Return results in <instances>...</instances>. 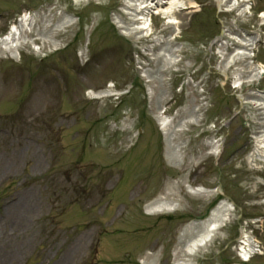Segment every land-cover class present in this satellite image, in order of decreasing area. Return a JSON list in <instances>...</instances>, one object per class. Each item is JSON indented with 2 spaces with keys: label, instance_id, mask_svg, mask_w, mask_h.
I'll return each mask as SVG.
<instances>
[{
  "label": "rangeland",
  "instance_id": "374dc122",
  "mask_svg": "<svg viewBox=\"0 0 264 264\" xmlns=\"http://www.w3.org/2000/svg\"><path fill=\"white\" fill-rule=\"evenodd\" d=\"M118 2L0 0L1 36L13 21L27 13L34 16V29L27 33L33 41L19 49V61L5 53L0 57V264H183L178 233L188 222L204 218L211 202L185 192L184 179L194 183L188 177L193 170L195 180L221 186L237 214L248 215L246 228L254 229L264 252V222H254L264 217L263 190L252 188L255 180L240 171L236 157L223 156L209 172L210 131L205 127L209 120L228 116L235 92L208 46L222 27L225 34L237 31L264 39V27L259 28L264 0H253L243 16L222 8L216 16V0H187L186 6L196 3L201 11H174L173 27L156 16L151 35L132 44L133 51L110 25ZM66 15L74 16L73 25L55 30ZM171 33L174 41L155 46L156 38ZM165 46L180 49L172 67L151 59ZM257 56L264 63L259 45ZM161 67L179 71L171 92L163 88L160 77L169 73L159 74ZM146 71L155 72L157 79L151 76L149 82L142 76ZM110 86L128 94L88 98L90 91ZM197 88L210 106L208 122L185 127ZM158 117L172 121L168 136L178 151L177 166L165 156ZM229 131L233 136L234 126ZM44 135L55 138L61 149L52 169L49 152L35 143ZM199 159L203 163L195 167ZM43 175L45 179L25 186ZM167 186L178 210L146 215L144 205ZM259 224L261 230H255ZM227 230L226 225L193 263L238 262ZM250 264H264V255Z\"/></svg>",
  "mask_w": 264,
  "mask_h": 264
},
{
  "label": "bare ground",
  "instance_id": "6f19581e",
  "mask_svg": "<svg viewBox=\"0 0 264 264\" xmlns=\"http://www.w3.org/2000/svg\"><path fill=\"white\" fill-rule=\"evenodd\" d=\"M187 0H124V14L128 16V21L124 22L121 18L116 17L114 18L115 23L117 24L118 28L123 31L125 35L136 34L138 37H146L150 35L151 32V22L154 19V16H161L163 19H166V22L163 25H175L177 21L174 17H172L173 12L178 10L180 7L185 6V2ZM253 0H219L220 6L226 8L227 11L238 10L240 14H245L248 12V2H252ZM188 8H194L197 5L195 3L189 2ZM187 7V6H186ZM47 15H45L46 17ZM261 17L264 18V13L261 14ZM34 20L31 17L28 19L26 15L22 19L21 23L17 25L16 28L11 30V32L4 38L0 39V55L2 53L8 54L11 57H16L18 49L25 45L27 42H30L27 38V30H32V25L34 26ZM73 22L72 19L68 18L67 16H63L60 18L59 23L56 25L55 30L62 31L64 28L69 27ZM47 28H45L46 30ZM46 35L45 33L41 34V36ZM39 36V35H38ZM40 36V38H41ZM50 36V35H49ZM232 36V35H231ZM47 37V35H46ZM235 38V37H233ZM174 39L173 33L167 37L166 42H169ZM257 37L255 36H247L243 35L242 38L236 37L233 40H236V43L243 48L248 47L249 51L243 52L241 50H237L232 54H222V68L226 70L227 68L231 67L233 64V59L236 56H240L244 62L246 60L253 57L252 50L254 49V45L257 42ZM50 41L49 38L43 39ZM27 41V42H25ZM159 44L160 40L158 38L155 39V44ZM168 43V44H169ZM220 46L224 44V42L218 43ZM57 45V44H56ZM167 45V43H166ZM159 51V50H158ZM161 53L155 54L154 58L156 60H161L162 63L174 64L177 55L174 53L179 52L180 49H174L173 47L165 46L161 48ZM181 53V52H180ZM151 56V55H150ZM163 58V59H161ZM245 63V64H246ZM244 64V63H243ZM164 66V67H165ZM248 67V65H246ZM163 68L161 67L160 71ZM251 72L255 69L250 67ZM150 74V73H149ZM156 78V77H154ZM236 78V79H235ZM150 81L151 77H149ZM235 86H239L240 84H244L247 82V79L244 80L242 77H238L236 74L234 75ZM155 80V79H154ZM151 96L153 95V90H150ZM105 94V93H104ZM102 95V94H100ZM253 95V93H252ZM99 96V95H98ZM254 99L251 100L255 105L259 104L260 106L264 107V97H257L254 93ZM264 115V111L262 112ZM159 118V126L164 133L166 140V158L169 162L174 161V164L177 166L178 161V154L175 147L171 146V120H167L166 118ZM185 121V124H194L197 123V117L193 114H188ZM264 133V131H263ZM214 146L213 143L210 144ZM165 192L161 193L157 198L150 201L148 204L145 205V212L148 215L154 216L159 214H164L168 212H174L178 209L177 201L171 196L170 194V187L167 186L165 188ZM187 192L193 196H209L213 193V191L205 190L202 188H191L186 186ZM169 192V194H168ZM232 206L226 202H219L218 205L210 212V214L200 222H191L184 227L181 228L178 234V243L176 244L179 248V252L183 254L186 260H183V264H194L193 259L204 249L210 247L214 240L219 236V232L221 228L229 221V217L231 216ZM190 236V237H189ZM253 241L251 238H248V241H244V246L240 249L239 257L244 261L249 260L252 256H254L257 251L255 247L252 245ZM145 259V258H144ZM149 260V259H148ZM67 264V263H61Z\"/></svg>",
  "mask_w": 264,
  "mask_h": 264
}]
</instances>
